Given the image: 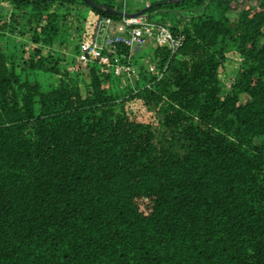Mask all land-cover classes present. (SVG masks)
Segmentation results:
<instances>
[{
  "label": "trees",
  "instance_id": "16d2710c",
  "mask_svg": "<svg viewBox=\"0 0 264 264\" xmlns=\"http://www.w3.org/2000/svg\"><path fill=\"white\" fill-rule=\"evenodd\" d=\"M0 2V264H264V0H151L134 85L59 50L83 0Z\"/></svg>",
  "mask_w": 264,
  "mask_h": 264
},
{
  "label": "built area",
  "instance_id": "2783aa9c",
  "mask_svg": "<svg viewBox=\"0 0 264 264\" xmlns=\"http://www.w3.org/2000/svg\"><path fill=\"white\" fill-rule=\"evenodd\" d=\"M124 1L125 6L122 9L127 11V1ZM143 2L149 5L148 2ZM82 31L77 61L86 66L98 58L106 71L123 77L125 82L133 85L141 77L134 55L146 47H159L173 54L184 41L181 29L172 28L170 22L152 20L146 15L133 18L122 16L121 19H116L92 10ZM141 59L150 73L163 74L156 68L150 55H144Z\"/></svg>",
  "mask_w": 264,
  "mask_h": 264
},
{
  "label": "rangeland",
  "instance_id": "374dc122",
  "mask_svg": "<svg viewBox=\"0 0 264 264\" xmlns=\"http://www.w3.org/2000/svg\"><path fill=\"white\" fill-rule=\"evenodd\" d=\"M126 1H127L126 2V9H127V11H130V12H132L134 10V8L142 6V3H141L142 0H126ZM118 3L120 5V8H123L125 6L124 0H120ZM72 10L76 14H79V21L82 22V25L78 27L76 24L74 26L75 28H79L78 30L80 32L76 33V36H74V38L72 37V39L70 41L71 43L73 41L72 46H70V47L65 46L64 52L67 55H69V53H72V52H74V53H76V55H78V53H79V42H80L81 34L83 32L82 30L84 28V23L87 20V18L90 16L89 13L92 12V10H90V7L87 5H83L81 7V10H80L79 7L75 4L72 6ZM80 22L78 24H80ZM69 31H70V29H69ZM18 42H19V40H18ZM11 44H13V43L11 42ZM231 47H233V48H231L230 51L235 49V47L233 45H231ZM147 49H148L147 47L144 48L140 53L144 52ZM230 55H231L230 60L227 59L225 61V64H224L225 69L220 73L221 74L220 75L221 80L223 83H225V85L230 84V81L232 80V78L236 74V70L238 69L237 67L240 65V58H241L240 52L238 50H236V51L234 50L230 53ZM237 57H239V59H237ZM42 77H43L42 78L43 83L47 84L48 86H50L56 82L55 75L51 76L50 74H46V75L44 74V76H42Z\"/></svg>",
  "mask_w": 264,
  "mask_h": 264
},
{
  "label": "crops",
  "instance_id": "0c3cea01",
  "mask_svg": "<svg viewBox=\"0 0 264 264\" xmlns=\"http://www.w3.org/2000/svg\"><path fill=\"white\" fill-rule=\"evenodd\" d=\"M143 1L150 3L151 0H143ZM143 1H141L142 6L144 4ZM137 8L138 7L134 8V10H138ZM0 9H3L4 12L5 11L6 12L9 11V9H10V3H8V2H0ZM79 9L81 10V8H79ZM89 14L91 15L92 12H90ZM78 25L81 26L82 25V22H80V24H78ZM74 26H75V24H72L71 25V28H70L71 39H72V37L74 38V36H76V33L80 32L78 30L79 28H75ZM18 40H19V42H18ZM11 42L13 44H11ZM72 43H73V41H72ZM7 46H8V52L9 53L10 52H13L14 50H18V51H20L22 53H25V55H28L29 54L28 52H29V50L32 47V40H30V36L27 33L19 32L18 34L10 35ZM65 46L66 45H60L59 46V50L61 52H64V47ZM148 49H150V48H148ZM69 55H70V57L74 56L75 58H77V55L74 52L69 53ZM55 80H58L57 79V76H55Z\"/></svg>",
  "mask_w": 264,
  "mask_h": 264
},
{
  "label": "water",
  "instance_id": "95a60500",
  "mask_svg": "<svg viewBox=\"0 0 264 264\" xmlns=\"http://www.w3.org/2000/svg\"><path fill=\"white\" fill-rule=\"evenodd\" d=\"M83 1L86 4H88L89 6L95 7L98 10H100L103 13L108 14L110 16L118 14V15L128 17V18L144 16L147 14V12L150 10L149 8L151 7V4H149V5H145V6L141 7L138 10H133L132 12H130V11H125L123 9H117L113 6L109 7L107 5H104L103 3L95 1V0H83Z\"/></svg>",
  "mask_w": 264,
  "mask_h": 264
},
{
  "label": "bare ground",
  "instance_id": "6f19581e",
  "mask_svg": "<svg viewBox=\"0 0 264 264\" xmlns=\"http://www.w3.org/2000/svg\"><path fill=\"white\" fill-rule=\"evenodd\" d=\"M108 15V14H107Z\"/></svg>",
  "mask_w": 264,
  "mask_h": 264
}]
</instances>
